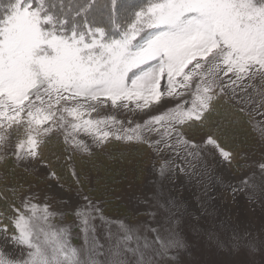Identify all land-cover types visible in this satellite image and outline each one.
Returning a JSON list of instances; mask_svg holds the SVG:
<instances>
[{"label": "snow or ice", "instance_id": "obj_1", "mask_svg": "<svg viewBox=\"0 0 264 264\" xmlns=\"http://www.w3.org/2000/svg\"><path fill=\"white\" fill-rule=\"evenodd\" d=\"M256 82L264 85V0H0V151L15 139L13 151L0 156L5 165L12 157L22 162L42 156L45 138L57 131L66 143L87 151L74 135L83 130L99 144L112 136L146 144L157 155L171 151L175 158L161 162L159 177L183 173L186 169L175 164L180 152L200 155L199 146L185 138L184 127L202 120L223 96L245 106L259 96L256 106L264 108V87ZM164 97L174 107L118 134L101 127L120 123L112 116L85 118L109 102L127 108L131 101L144 109L159 106ZM145 133L158 139L149 140ZM205 144L230 161L231 154L212 134ZM259 170L264 176V164ZM240 185L233 191L255 188L248 178ZM33 199L0 209V234L23 251L10 259L0 250V264H159L169 249L184 247L171 232L164 238L160 227L147 222L142 226L151 238L141 236L139 226L108 221L122 235L112 243L109 232L103 249L91 224L99 209L90 201L86 210L75 212L84 239L77 247L69 238L71 226H55L57 214ZM152 199L163 224L172 221L175 200L159 189ZM144 214L157 217V211Z\"/></svg>", "mask_w": 264, "mask_h": 264}, {"label": "rangeland", "instance_id": "obj_2", "mask_svg": "<svg viewBox=\"0 0 264 264\" xmlns=\"http://www.w3.org/2000/svg\"><path fill=\"white\" fill-rule=\"evenodd\" d=\"M166 84L165 76L161 85ZM184 99L190 106L191 96ZM217 100H221V106L215 111L216 115H211V110L205 112L202 120L190 121L192 126L183 129L185 138L198 145L200 152L197 158L181 151L180 158L175 159V164L184 167L186 172L176 171L164 179L159 177L157 170L161 162L175 158V153L168 150L157 155L146 144L116 140L112 136L99 144L93 135L80 130L74 135L87 145L88 150L83 151L66 143L64 133L57 131L45 138L42 156L22 162L12 157L6 165L0 162V191L7 190L11 201L4 204L5 207L0 201V209L7 210L19 205L25 197H34L33 203L47 204L49 211L57 214L52 219L55 226H71L72 244L82 247L83 233L75 212L90 201L99 209L93 213L96 219L91 224L103 249L108 247L109 232L113 234L112 243L116 234L122 235L116 223L106 222L120 221L132 228L139 226V234L151 238L152 234L146 233L142 226L147 222L150 227H160L162 237L169 238L171 232L184 243L183 248L169 249L168 257L162 258L159 264H264V176L259 170V165L264 164V114H257L264 113V108L256 106L259 96L247 106L237 104L229 96ZM222 100L243 109L251 126L250 142L243 137L236 139L231 133L233 126L238 128L239 125L227 122L223 108L228 105ZM127 103V108L122 105L113 108L109 102L85 118L112 116L120 123L109 122L101 127L118 134L125 128L143 125L149 116L158 115L175 104L168 97L151 108L138 109L135 103ZM205 116L207 122H204ZM209 134L231 154L230 161L224 160L215 146L205 144ZM145 135L149 140L158 139L155 133ZM14 143L15 139L10 141L9 146L0 151V156L13 151ZM244 178L255 188L234 192L233 187H242L240 181ZM157 189L178 205L173 220L167 224L161 221L162 213L152 199ZM147 211H157V217L145 215ZM7 215L13 213L7 212ZM218 240L225 246L219 247ZM233 243L238 247L233 248ZM0 250L9 254L10 259L23 254L21 248L5 243L2 234Z\"/></svg>", "mask_w": 264, "mask_h": 264}, {"label": "trees", "instance_id": "obj_3", "mask_svg": "<svg viewBox=\"0 0 264 264\" xmlns=\"http://www.w3.org/2000/svg\"><path fill=\"white\" fill-rule=\"evenodd\" d=\"M137 3H143L144 0H136ZM221 100H215L213 101V105L214 107L211 109L210 114L211 115H216V112L218 109H220ZM223 102H225V105H228L226 107H224L223 109L225 110L226 113L223 114V116L227 119V122H231V123H236L237 125H239L238 128H236L235 126H233V131H231V133H234L236 135V139H239V137H243L244 140H248L250 142L252 135H251V126L249 121L247 120L245 114L243 113V111L239 108H237L235 105L226 102L224 100H222ZM209 115V114H208ZM218 115V114H217ZM204 122H207V116H205L204 118ZM203 122V123H204ZM207 128V125L206 127ZM239 140H237L236 143H238ZM7 190H2V192L0 191V201L2 203V205L5 207L4 204L7 205V203H10V196L8 195V193L6 192ZM5 223V221H4Z\"/></svg>", "mask_w": 264, "mask_h": 264}]
</instances>
